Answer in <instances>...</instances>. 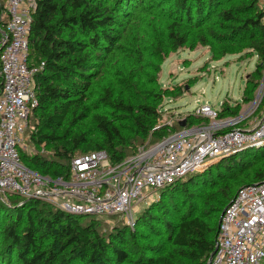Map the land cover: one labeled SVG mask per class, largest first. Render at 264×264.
Masks as SVG:
<instances>
[{"label":"trees","instance_id":"1","mask_svg":"<svg viewBox=\"0 0 264 264\" xmlns=\"http://www.w3.org/2000/svg\"><path fill=\"white\" fill-rule=\"evenodd\" d=\"M105 1L37 0L29 35L30 56L32 53L36 54L42 66L34 74L38 105L30 116L37 128L32 132V138L37 144L52 146L54 155L52 159L38 154L31 156L29 161L33 167L25 162L22 152L21 157L26 166L40 174L52 178H68L70 163L74 157L97 150H105L112 164L120 163L136 153L135 148L145 143L158 121L157 103L135 108L125 100L126 91H123L120 98L113 103L123 112V119H108L102 114L92 118L100 133L99 141L87 142L84 134L73 138H69L68 134H60L61 126L71 110L82 108L85 101L89 100L98 61L104 59L103 54L107 55L115 48V28L120 16L128 14L125 9L131 4L120 0L106 4ZM153 1L143 0L141 7L149 8ZM193 1L198 14H201L200 5L203 0ZM177 8L182 9L183 14L187 13L186 21L191 22V8L183 0H178ZM222 16L238 22L232 26L234 32L249 33L253 40L250 46L264 64V13L258 0H250L248 5L235 11H223ZM8 22L6 2H0V33L5 30ZM186 27H181L175 21L168 25L162 43L168 52L187 45L192 48L195 46L196 39L192 40L191 31ZM259 70L260 67L255 72L257 77L260 75ZM257 77L246 81L243 90L245 99L253 97L258 86ZM127 82L118 80L117 85L126 90L131 86ZM2 85L0 75V93ZM151 96L154 97V94L151 93ZM104 100L110 101L109 94ZM220 113L221 111L219 117ZM232 114L238 115L239 110H231L229 115ZM196 118L203 117L188 115L187 125H196L193 123ZM203 119L207 120L205 124L209 123L208 118ZM119 120H126L131 126L117 125ZM181 128L178 126V130ZM154 134L158 140L168 135L165 129H155ZM260 155H264V147L248 149L221 159L206 170L190 174L161 190L172 191L179 186H196L204 175L212 173L218 166H222L227 175H233L208 194L205 201L207 217L186 216L172 225L169 237L172 248L167 253H162L159 246H151L152 255H139L132 259L120 245L126 234L129 237L135 235L133 230L130 232L129 226L116 225L101 233L95 219L81 220L82 216L89 215L80 217L42 200L25 199L17 195L11 199L12 203L9 205L0 201L2 240L15 253L19 264H76L77 260H83V264H208L217 239L221 217L218 214L225 210L235 196L234 189L243 181L264 180V165L256 169L248 166V158ZM244 167L246 173L243 175L233 173L234 168L242 170Z\"/></svg>","mask_w":264,"mask_h":264},{"label":"rangeland","instance_id":"2","mask_svg":"<svg viewBox=\"0 0 264 264\" xmlns=\"http://www.w3.org/2000/svg\"><path fill=\"white\" fill-rule=\"evenodd\" d=\"M113 1L115 0H106L104 3L111 4ZM120 1L131 4L125 9L128 14L120 16L115 28L116 46L111 53L103 54L104 59H99L89 100L85 101L82 108L71 110L61 126L60 134H68L69 138L84 134L87 142L99 141L100 133L92 118L102 114L108 119H123V112L113 105L123 91H126L125 100L135 108L157 103L158 121L143 145H154L159 141L154 134L155 129H165L167 133L177 131L178 121L186 119L196 107L205 103L220 109L219 120H235L230 123L231 128H251L262 118L264 64L250 46L253 40L249 33L234 32L232 26L238 22L222 16L223 11L243 8L250 0H203L200 5L201 14H198L193 0H183L191 8V22L186 21L187 13L183 14L182 9L177 8L178 0H154L153 5L146 9L141 7L143 0ZM0 2L4 3L6 0ZM239 17L242 18L241 15ZM172 21L181 27L187 26L186 29L191 31L192 40L196 39L193 48L187 45L172 52L164 48L162 43ZM30 63L34 67L42 66L38 56L33 53ZM259 67L260 75L257 77L255 72ZM255 77L258 78V86L254 95L245 99L243 90L246 81L254 80ZM118 80H127L131 86L123 90V87L117 85ZM108 94L110 101H105L104 97ZM234 109H238L239 114L229 115ZM206 122L203 118H196L193 123L200 126ZM116 124L131 126L126 120H119ZM36 130L34 121L30 118L26 146L21 149L25 162L29 165V158L35 154L47 159H52L54 155L52 146L37 144L33 140L32 132ZM263 147L264 145L252 149ZM248 161V166L253 169L263 167L264 155L250 157ZM233 170L238 176L246 173L245 167ZM231 176L224 172L222 166H218L212 173L204 175L196 186L188 185L186 189L179 186L172 191H159L154 194L151 202H142L135 208L132 222L120 215H78L83 221L95 219L101 233L116 225L129 226L130 232L133 230L135 235L129 237L126 234L120 245L132 259L139 255H152L151 246H159L162 253H167L172 248L169 240L172 225L186 216L207 217L205 201L208 194L222 186L227 181L226 178ZM252 183L256 182L243 181L234 192L237 193L242 186ZM14 197L15 195L0 192V201L7 205L12 203L11 199ZM221 213L222 211L219 212V217ZM2 227L0 264H19L15 253L2 240ZM57 248L60 249V246ZM76 264H83V260H77Z\"/></svg>","mask_w":264,"mask_h":264},{"label":"built area","instance_id":"3","mask_svg":"<svg viewBox=\"0 0 264 264\" xmlns=\"http://www.w3.org/2000/svg\"><path fill=\"white\" fill-rule=\"evenodd\" d=\"M264 13V0H258ZM9 22L0 33V192L39 199L73 214L122 216L132 222L135 208L189 174L206 170L225 155L264 145V114L251 128H231L208 103L192 112L208 118L186 125L154 145H141L112 164L105 150L71 160L68 178L40 174L26 166L21 149L38 105L29 35L37 0H6ZM181 121V120H180ZM209 264H263L264 180L242 186L224 210Z\"/></svg>","mask_w":264,"mask_h":264},{"label":"water","instance_id":"4","mask_svg":"<svg viewBox=\"0 0 264 264\" xmlns=\"http://www.w3.org/2000/svg\"><path fill=\"white\" fill-rule=\"evenodd\" d=\"M178 124H179L180 127L184 128L187 125V121H186V119H183V120L179 121ZM233 155H236V153L235 154H231V155H225L221 159H224V158H227V157H230V156H233ZM223 213H224V211L222 212V215H223ZM222 215H221V217H222ZM221 217H220V221H221ZM213 253H212V255H213Z\"/></svg>","mask_w":264,"mask_h":264}]
</instances>
